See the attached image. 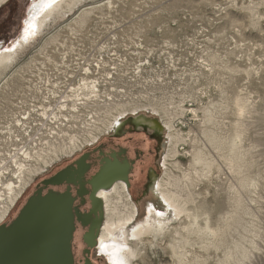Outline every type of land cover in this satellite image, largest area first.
<instances>
[{"label": "rangeland", "instance_id": "obj_1", "mask_svg": "<svg viewBox=\"0 0 264 264\" xmlns=\"http://www.w3.org/2000/svg\"><path fill=\"white\" fill-rule=\"evenodd\" d=\"M35 1L0 0V46L17 59L0 72V212L14 205L9 188L23 186L20 178L29 183L94 139L59 134L32 145L29 162L18 160L13 154L22 141L5 87L23 85L22 72L37 70L32 63L43 54L59 60L70 48L115 52L126 58L123 71L95 76L100 89L81 93L92 113L107 108L92 136L138 104L158 115L165 99L193 104L179 110L186 120L167 124L161 187L180 214L168 208L158 214L163 230L142 241L128 236L135 254L126 253L124 264H264V0H64L22 47ZM151 55L152 70L151 62L144 65ZM136 65L139 74L132 72ZM123 104L130 106L122 110Z\"/></svg>", "mask_w": 264, "mask_h": 264}, {"label": "flooded vegetation", "instance_id": "obj_2", "mask_svg": "<svg viewBox=\"0 0 264 264\" xmlns=\"http://www.w3.org/2000/svg\"><path fill=\"white\" fill-rule=\"evenodd\" d=\"M43 2L45 0L34 2L28 27L41 15ZM168 150V128L160 115L152 106H134L114 117L82 149L36 175L10 207L0 226L11 225L29 198L38 192L43 195L50 191L68 193L73 199L75 220L74 264H114L100 243L108 219L107 198L116 197L118 202L126 204L134 217L131 228L167 211L169 207L162 199L161 184ZM62 172L67 175L60 184H44Z\"/></svg>", "mask_w": 264, "mask_h": 264}, {"label": "built area", "instance_id": "obj_3", "mask_svg": "<svg viewBox=\"0 0 264 264\" xmlns=\"http://www.w3.org/2000/svg\"><path fill=\"white\" fill-rule=\"evenodd\" d=\"M107 41V39L101 38L97 42L105 43ZM142 44L143 41H140L139 45L142 46ZM70 49V53L59 55V60L55 57V60L49 59L45 54L41 55L39 62H31L37 70L29 67L22 72L23 85L17 87L11 84L5 87L9 93L10 115L12 118L14 117L13 122L15 121L19 129L18 134L22 141L19 149L15 150L14 157L21 156L29 162L32 145L36 146L37 143L47 145L59 134L67 136L69 140L72 138L87 139L96 135L92 136L94 131L92 124H103L107 108L100 107L98 111H95L96 114L92 113L93 106L86 105L82 101L84 96L81 93L91 92L90 88L98 91L101 84L94 81L93 78L98 76V78L108 77L109 79L118 75L126 67L123 62L126 58H122L115 52L100 55L96 52H75L72 51V48ZM148 59L144 65L151 62L149 69L152 70V55ZM54 61H61V63H54ZM109 61L119 62V65L122 66L119 68L121 70H116V64L108 63ZM135 69L132 72L139 74L141 70L138 69V65L135 66ZM85 85L88 86L84 87ZM149 89L152 96V81ZM15 90L19 91V95L14 93ZM78 94L81 95L79 98ZM165 100L164 102L160 101L159 105L161 107L160 117L167 128L168 123L173 124L177 121L180 123L182 120H186L184 114L179 113V110L182 111V108L187 107L191 109L192 103L177 104ZM179 116H182L183 119H180ZM78 123L81 125V131L78 129ZM73 129L76 131H72ZM71 133L72 135H70ZM39 152L41 149L35 154ZM17 159L19 160V157ZM26 165L28 163L21 164L23 167Z\"/></svg>", "mask_w": 264, "mask_h": 264}, {"label": "water", "instance_id": "obj_4", "mask_svg": "<svg viewBox=\"0 0 264 264\" xmlns=\"http://www.w3.org/2000/svg\"><path fill=\"white\" fill-rule=\"evenodd\" d=\"M67 172L44 182L60 184ZM73 199L68 193L38 192L9 226H0V264H74Z\"/></svg>", "mask_w": 264, "mask_h": 264}, {"label": "bare ground", "instance_id": "obj_5", "mask_svg": "<svg viewBox=\"0 0 264 264\" xmlns=\"http://www.w3.org/2000/svg\"><path fill=\"white\" fill-rule=\"evenodd\" d=\"M63 1L64 0H61V1H59V0H45V2H43V6H42L43 8L41 11L43 13H40L41 15L43 14V16L40 15L39 17H36V19L31 23V25H29L28 31H27L28 34L26 36H24L25 37V39L23 38L24 42H23V44L21 42L20 46L23 47L24 45H28L30 36L32 37L33 34L35 35L34 32H37V33L39 32V30L43 27L45 20L48 17L50 18V15L53 12H55L56 9H58L60 7V5ZM74 1H76V0H74ZM52 23H53V21H52ZM34 42H35V40H34ZM18 45H19V43H18ZM18 45H17V47H18ZM28 46H30V45H28ZM13 48H15V46ZM0 50H2L1 46H0ZM15 51H17V50H15ZM14 56H16V55H15V53L12 52L11 49L0 51V72H1V69L4 67L11 66V65L14 66L13 62L17 60V59L15 60L16 57H14ZM128 106H130V105L123 104L120 107L123 110V108L128 107ZM90 138L93 139L95 137H90ZM75 146L72 149H76ZM197 158H200V157H197ZM30 178H31V176H29V179ZM27 180L28 179L24 180V179L20 178V181L23 183L22 184L23 186H18L19 188L18 187L9 188L11 193H10V197L8 200H9L11 205L14 204V202L17 200L19 195H21V193L25 189V187L29 181V180L28 181ZM161 188H162L161 195H162L163 201H165V203L167 204V206L170 209L174 210L175 216L178 217V214H180L181 209L179 207H177L176 200H174L171 197L170 193L168 195V193H166V190L163 187H161ZM117 194H118V192H117ZM107 199H106L108 201V204H107L108 208L107 209L109 212H108V219L106 218L107 219V222L105 225L106 227H105V229L101 235V238H100L101 247H103L106 254L109 255V257L114 262H117L118 264H124L126 262L124 261L123 257L126 255V253H128V254L130 253L131 255L135 254L132 251L133 249H131L128 245V240H129L128 238L130 237V239H135V240L138 239V240L142 241L141 238L147 234L152 235V233H153L152 231L163 230V228H164L163 226L165 224V221H164V219H162L163 216L156 215L155 217H151L150 219L145 220L144 223L137 225L135 227L136 229L133 228V231L128 235L127 234L129 232L128 228H129V226H131V224L134 221V217H133L132 212H130L128 210L126 204L124 205L121 202H118L117 201V200H119L118 198L110 197ZM128 207H129V204H128ZM6 211L7 210L4 209L0 212L1 213L0 214V222L2 219H4V217H5L4 215H6ZM102 252H103V250H102Z\"/></svg>", "mask_w": 264, "mask_h": 264}]
</instances>
